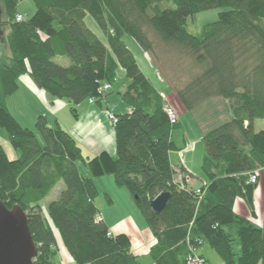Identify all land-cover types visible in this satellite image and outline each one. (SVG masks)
I'll return each mask as SVG.
<instances>
[{
    "label": "trees",
    "instance_id": "trees-1",
    "mask_svg": "<svg viewBox=\"0 0 264 264\" xmlns=\"http://www.w3.org/2000/svg\"><path fill=\"white\" fill-rule=\"evenodd\" d=\"M32 1L36 13L18 22L23 0H1L10 56L0 60V129L21 155L11 160L0 144V199L8 209L17 205L26 212L38 249L35 264H56L60 246L75 264H139L130 238L110 237L109 226L96 221L102 194L95 179L106 177L129 191L142 212L156 238L149 251L154 264H188L206 244L225 264H264V212L258 225V184L250 183L253 174L264 182V130L256 129L264 121V0ZM212 10H220L217 20L191 34L197 14ZM88 16L104 41L87 27ZM125 36L154 60H178L182 53L193 62L197 72L173 91L209 128L202 138L206 182L200 188L186 183L192 175L185 166L177 171L171 162L170 153L180 151L172 133L182 124L171 123L165 108H175L141 69ZM58 57L69 65L57 64ZM26 75L48 97L67 100L76 118L81 103L103 105L118 94L128 112L107 107L117 119L116 156L105 151L86 159L76 139L45 116L36 131L15 120L7 97ZM215 100H224L227 111L208 115L204 107ZM63 182L59 197L44 204ZM162 192L171 197L157 214L151 202ZM239 198L252 218L235 211Z\"/></svg>",
    "mask_w": 264,
    "mask_h": 264
},
{
    "label": "rangeland",
    "instance_id": "rangeland-1",
    "mask_svg": "<svg viewBox=\"0 0 264 264\" xmlns=\"http://www.w3.org/2000/svg\"><path fill=\"white\" fill-rule=\"evenodd\" d=\"M18 11L21 13L20 15H22L25 20H29L36 13L35 3L32 0H23V2H21L18 6ZM219 13H220V10H217V11L212 10V11H206V13L197 14L194 23L189 24V32L195 36L200 35L203 27L206 26L207 23H212L217 20V18L219 17ZM18 16L16 20L18 19ZM5 20H6V17L5 15H3L2 23ZM85 20H86L87 27L93 30L97 34V36L100 39H102V41H104L105 40L104 35L102 31L100 30V28L98 27L96 21L93 20L91 16H88ZM1 30H2V33H1L2 35L0 36V60L10 56L9 47L7 45V36L9 35L8 34L9 29L7 25H5V23H3ZM123 40H125L128 49L131 50V52L134 53V55L138 57V60H140L141 63L144 59H147V57L144 54H142V52H139L140 50L136 46L135 41L133 39H131L128 36H125ZM150 58L153 62L152 68L148 69V71L146 70L144 65L142 66V68L143 70L145 69L144 71L148 72V75H149L148 77L150 79H152L154 82L157 81L156 84L160 83L162 87L158 85L159 86L158 89L163 88V91L165 93L162 91L161 92L164 94L165 98L168 99V101L171 102L172 106L175 108V113H177L180 123L182 124L179 130H175L172 133L173 140L180 149V151L172 153L173 154L172 155L173 165L176 167L177 171L178 169H180L179 168L180 166H186L189 169L190 174L192 175V177L188 176L189 178H191L192 183L196 182V186L198 184H201L199 186L201 187L203 179L205 177L203 176V165H202L203 158L205 156L204 154L205 144H203V141H202V138H203L202 132H204L205 130L209 128L206 125H204V123L200 122V119H198L199 116L195 112L186 111L183 105L180 102H177V98L175 97L176 95L173 93L174 91H172L173 89L175 90L176 87L178 86L184 87L185 85H187L190 79L193 77V75L197 71L192 67L193 62L187 59L182 53H180V58H178V60L177 59L174 60L172 57H169V56H165V58L162 57L163 59L162 61L154 60L151 56ZM54 60L57 64H61L63 66L69 65V60L66 58L58 57ZM27 77L29 76L26 75L22 77L21 79H19V89L13 95H10L7 97L8 109H10V112L12 113L14 119L18 120V122L24 128L36 131L35 130L36 122L39 116L42 114V113L37 114V112L40 110L43 113H45L46 112L45 109L47 110V108H45L46 104L44 106L43 105L44 102H42L40 97H38L37 94L35 93L36 92L35 88L32 89L31 87H29L27 80H26ZM64 101L69 104L67 100H64ZM220 102H217V100H215L211 102L210 104L205 105L203 111L206 113L209 112L208 115H211V113H214L215 109H217L218 111H223L225 109L227 111L226 103H224V100H220ZM83 104H86V105L90 104V106H92L95 103L91 104L90 101H85L81 103L80 107L83 106ZM80 111H81L80 117H82L80 121H83V119L85 118L83 116L84 110L82 111L81 109ZM64 112L65 113H63L62 111L60 112V114L54 115L51 112V109L49 108V112H47L48 118L50 119L51 123H54L53 121L55 118H59L61 120V127L64 128L69 133L71 132L74 133L72 126L74 125V121H77V118L74 117V115L72 114L71 107H69V109L66 108ZM107 112H109L108 109L104 110L105 116H107L106 114ZM222 119H225V114H222L221 119L219 120H222ZM213 120L215 121L214 118ZM213 120H210V122L214 123ZM109 121H110L111 126L114 128L113 122L110 119ZM256 129L264 130L263 120H258L256 122ZM39 140H41V138H39ZM0 144L3 146L5 152L7 153V155L9 156L11 160L19 159L21 153L14 150L11 143L6 140L4 131H2L1 129H0ZM79 168H80V171L84 173L85 167L82 163H79ZM85 172L89 175L88 171H85ZM254 175L255 174H253L252 176ZM180 176H181L180 173L179 174L177 173L175 175L177 180L181 179ZM106 178H110V177H106ZM261 183H264L263 180L261 181V178H260V181L258 179L255 182V185L258 184L257 188L260 186ZM64 187H65V184L63 182L53 191V194L47 200L44 201V204L47 205L48 203L53 201L54 198L55 199L58 198L59 195L61 194L60 192L63 190ZM105 192L107 193L108 191H105ZM128 194H129V199H130L129 201L130 207L124 206L123 208H125L124 210L125 212H127L128 215L130 214L129 216L130 219H132L133 222H135V217L133 215L132 208L135 212H137V214L141 215L143 218L144 216L142 212L138 210L135 200L132 201L133 197L129 193V191H128ZM101 199H103V197L96 199L97 205L103 213H106L107 210H110V207L109 209L104 207L100 202ZM239 200L241 201L242 199L239 198ZM239 200L237 199V201ZM236 207L239 211L242 208V206H240L239 203H236ZM255 211L256 210L254 209L253 212ZM129 217H126V218H129ZM262 220L263 218L260 221ZM130 231H132L131 228L129 232ZM131 237L136 242L140 241L141 239L140 235H138L137 233L136 235H133L131 233ZM64 250L66 253L67 250L65 248ZM214 255L220 258L218 254H214ZM198 257L199 259L203 258L201 255H199ZM195 262L196 264L199 263L197 261Z\"/></svg>",
    "mask_w": 264,
    "mask_h": 264
},
{
    "label": "crops",
    "instance_id": "crops-1",
    "mask_svg": "<svg viewBox=\"0 0 264 264\" xmlns=\"http://www.w3.org/2000/svg\"><path fill=\"white\" fill-rule=\"evenodd\" d=\"M139 52H142V50H140ZM142 54H144L147 57V59H144L142 61V63L144 64H142L140 60H138L137 56L135 57L137 61H139L141 69L143 70L142 66L144 65V67L148 71V69L152 68L153 62L148 54L144 52H142ZM146 74L148 75V72H146ZM123 75L121 74L120 77H123ZM26 80L29 87H31L32 89L35 88L36 92L35 91L34 92L37 94L38 97H40L41 101L44 102L43 105L45 106L46 104L45 108H47V110L45 109L46 111L45 113H43L40 110L37 112V114L42 113L40 116H45L48 118L47 112H49V108L51 109V112L54 115H58L62 111L63 113H65L64 110L66 108L69 109V107H71L70 104H68L64 100L59 101L52 99L51 97H47L45 92H43L41 89L37 88V86L34 85L30 77H27ZM156 83L157 81L154 82L157 89L159 88V86L162 87L160 83L159 84ZM158 90L160 92L161 91L164 92L163 88H160ZM122 91H124V88L122 89ZM173 93L175 94V92ZM7 107H8V100H7ZM107 107L111 108L112 111L115 113L125 114L126 112H128L127 105L122 102V99L118 94L114 93L112 96H110L107 99L106 103H104L103 105L93 104L92 106H90V104L88 105L83 104V106L79 107L80 110L81 109L82 111L84 110L83 116L85 118L83 119V121H80L82 117H80L81 111L78 109L77 121H74V125L72 126L75 134L73 132L69 133L67 131L71 136H73L74 139H76L78 146L80 147V149H82V154L86 159H93L94 157L99 156L102 153H105V151H107L113 157L116 156L115 131L114 128L111 126L109 119L107 118V116H105L104 113V110H106ZM53 122L55 124H59V126L61 127V120L59 118H55ZM54 123L50 122L51 125H55ZM172 155L173 154L170 153L171 162L173 164ZM186 169L189 172V169L187 167ZM85 171L87 170L84 169L85 175L89 176ZM95 181L98 190L102 194L101 197H103L104 199V200L101 199L100 201L101 204L108 209L110 207V210H107L106 213H103L100 210L102 213L104 223H106L109 226L110 231L115 236H119L120 234H125L130 238L132 244L131 252L139 257L138 259L139 264H154V261L149 256V251L152 248V245L156 243L155 242L156 238L155 236L153 237L152 232H150L148 228V224L145 221V219L141 215L137 214V212H135L132 207L131 208L133 211V215L135 217L136 224L135 222H133L132 219H130L129 217L130 214L128 215L127 212H125L124 210L125 208L123 207L124 206L130 207L129 204L130 199L128 192L116 186L115 180H113L112 178H106V179L97 178L95 179ZM205 182H206V177H204L202 184ZM192 184L196 188L197 187L200 188L199 186L201 185L198 184L196 186V182L192 183L191 180V185ZM105 191L108 192L106 193ZM105 195L109 196V198L107 197L108 199H106ZM254 195H255L254 206L256 210L255 217H256V223L259 225L262 222L260 220L263 218L262 215L264 212V183L260 184V186L255 191ZM132 201L134 200L132 199ZM237 203H239V205L242 206V208L239 211L235 206L236 207L235 209H237L235 211H237L243 217L252 218L251 210L249 206L246 205V202L244 200L243 201L239 200L237 201ZM130 228L132 231L129 232ZM131 233L133 235H136V233L140 235L141 237L140 241L136 242L135 240H133V238L131 237ZM60 247H61V252L56 257L57 258L56 264H75V262L72 260V257H70L69 253L67 251L65 253L64 247L62 246ZM214 254H216V252L213 251L207 244L200 246L198 249V255H201L205 260L209 262V264H225L224 262H222L220 258L216 257Z\"/></svg>",
    "mask_w": 264,
    "mask_h": 264
},
{
    "label": "water",
    "instance_id": "water-1",
    "mask_svg": "<svg viewBox=\"0 0 264 264\" xmlns=\"http://www.w3.org/2000/svg\"><path fill=\"white\" fill-rule=\"evenodd\" d=\"M3 6L0 0V36L2 35ZM171 194L162 192L151 202V208L161 214ZM38 256L34 238L28 225V216L22 207L8 209L0 199V264H35Z\"/></svg>",
    "mask_w": 264,
    "mask_h": 264
},
{
    "label": "built area",
    "instance_id": "built-area-1",
    "mask_svg": "<svg viewBox=\"0 0 264 264\" xmlns=\"http://www.w3.org/2000/svg\"><path fill=\"white\" fill-rule=\"evenodd\" d=\"M23 20H24L23 16L19 15L17 21L20 22ZM108 90H110V86L107 85L104 87V91H108ZM90 102H91V104L95 103L93 99ZM165 113H167L172 124H178V122H179L178 115H177V113H175L174 109L171 106L167 105V107L165 108ZM106 114H107L108 118L113 122V125H114L117 122L116 115H114L113 112H111L110 110ZM257 180H258V175L255 174L254 176L251 177L250 183L255 184V182ZM186 183L191 184V178L187 177ZM198 194L199 195L201 194V190L200 191L198 190ZM96 221L103 222L102 214L97 216ZM108 234L110 237H114V234H112V232H108ZM198 256L199 255L190 256L187 260V263L188 264H196L195 261H197V262H199L198 264H206L205 259H203V258L199 259Z\"/></svg>",
    "mask_w": 264,
    "mask_h": 264
}]
</instances>
